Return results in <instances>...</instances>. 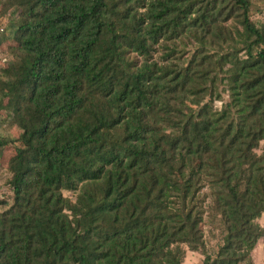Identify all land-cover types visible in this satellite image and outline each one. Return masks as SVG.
Segmentation results:
<instances>
[{
    "label": "trees",
    "instance_id": "1",
    "mask_svg": "<svg viewBox=\"0 0 264 264\" xmlns=\"http://www.w3.org/2000/svg\"><path fill=\"white\" fill-rule=\"evenodd\" d=\"M251 4L0 0L14 16L0 115L16 131L0 137V264H181L183 246L204 248L205 218L222 241L202 264H251L264 235Z\"/></svg>",
    "mask_w": 264,
    "mask_h": 264
},
{
    "label": "rangeland",
    "instance_id": "2",
    "mask_svg": "<svg viewBox=\"0 0 264 264\" xmlns=\"http://www.w3.org/2000/svg\"><path fill=\"white\" fill-rule=\"evenodd\" d=\"M10 12V11H8ZM6 13L5 15L0 14V65L5 63L6 60L9 61L10 58L7 57V46L11 40L12 28L10 23L12 22L14 16L12 13ZM250 18L256 24L260 25L264 23V0H252L250 8ZM218 90H221V86H218ZM221 92V98L216 99L213 102V107L219 108L221 101L227 100V95L223 91ZM15 129L9 125L7 120L3 115H0V137H15ZM10 152L7 150L0 154V200L9 202L10 191L7 186V178L9 177L8 172L5 170L2 163L3 158L7 157ZM63 195L69 199H73V195L68 191H63ZM5 206L0 204V210ZM256 223L264 231V212L255 220ZM201 230L203 234L204 248L202 250H189L184 247V255L181 264H202V260L205 255H211L216 250V248L221 244L222 233L216 225L208 222L207 219L203 221L201 225ZM251 264H264V235L260 237L253 249L250 252Z\"/></svg>",
    "mask_w": 264,
    "mask_h": 264
}]
</instances>
